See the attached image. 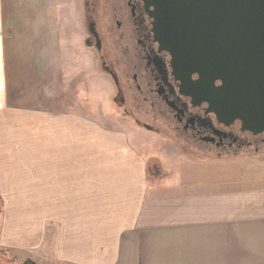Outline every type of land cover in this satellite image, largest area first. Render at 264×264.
Listing matches in <instances>:
<instances>
[{
	"label": "crops",
	"instance_id": "crops-1",
	"mask_svg": "<svg viewBox=\"0 0 264 264\" xmlns=\"http://www.w3.org/2000/svg\"><path fill=\"white\" fill-rule=\"evenodd\" d=\"M85 38L78 0H0V250L16 264H264V175L149 182L151 159L161 177L186 153L147 155L144 129L79 105Z\"/></svg>",
	"mask_w": 264,
	"mask_h": 264
},
{
	"label": "flooded vegetation",
	"instance_id": "flooded-vegetation-1",
	"mask_svg": "<svg viewBox=\"0 0 264 264\" xmlns=\"http://www.w3.org/2000/svg\"><path fill=\"white\" fill-rule=\"evenodd\" d=\"M78 3L85 43L110 79L112 102L124 119L187 154L220 159L264 155V133L241 132L238 123L225 127L205 103L180 93L171 58L155 41L147 0Z\"/></svg>",
	"mask_w": 264,
	"mask_h": 264
},
{
	"label": "water",
	"instance_id": "water-1",
	"mask_svg": "<svg viewBox=\"0 0 264 264\" xmlns=\"http://www.w3.org/2000/svg\"><path fill=\"white\" fill-rule=\"evenodd\" d=\"M147 3L180 93L205 103L225 127L264 133V0Z\"/></svg>",
	"mask_w": 264,
	"mask_h": 264
},
{
	"label": "rangeland",
	"instance_id": "rangeland-1",
	"mask_svg": "<svg viewBox=\"0 0 264 264\" xmlns=\"http://www.w3.org/2000/svg\"><path fill=\"white\" fill-rule=\"evenodd\" d=\"M92 50V49H91ZM90 61L92 65L90 66L89 73L82 74L80 79L81 90H84L81 93V100H79V105L87 106L92 110L96 116L97 121L102 122L108 127H119L123 123L132 124L129 120L124 119L122 114L116 110L113 102V88L110 79L101 71L96 55H94ZM89 77L86 80V76ZM84 78V79H83ZM89 97H85L87 93ZM77 104V103H76ZM81 107L80 111H86ZM143 136L146 137L144 143L146 144L144 150H148L156 156V158L166 157V154L169 155L170 152L173 156L178 153H184L169 143L167 140L159 137L157 134L147 133L144 130H139ZM155 140V141H154ZM158 146H157V145ZM162 148L161 150L159 149ZM143 150V151H144ZM177 150V151H176ZM259 158H264V155H261ZM252 157H234L230 159H205L198 155L183 154L177 155L174 157V160L171 163H167L165 168L166 174L161 177L157 174V167L153 162L156 160H150L149 166L150 172L147 173V179L149 182L156 181L160 184H178L182 181L189 180H216L224 181L227 184L234 183L233 179L238 178L240 181L247 180L252 178L255 174L264 175V162L261 161H252ZM159 172V171H158ZM166 175V176H165ZM166 177V178H163ZM160 177V180H158ZM12 258V257H11Z\"/></svg>",
	"mask_w": 264,
	"mask_h": 264
},
{
	"label": "trees",
	"instance_id": "trees-1",
	"mask_svg": "<svg viewBox=\"0 0 264 264\" xmlns=\"http://www.w3.org/2000/svg\"><path fill=\"white\" fill-rule=\"evenodd\" d=\"M149 172H150V169H149ZM2 210H3V206H2V201L0 199V218L2 215ZM0 264H16V259L9 257L7 251L0 250ZM23 264H35V263H33L30 260H27Z\"/></svg>",
	"mask_w": 264,
	"mask_h": 264
}]
</instances>
